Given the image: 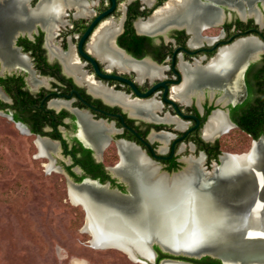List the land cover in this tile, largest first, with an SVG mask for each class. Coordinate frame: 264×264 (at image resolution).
Masks as SVG:
<instances>
[{
  "label": "flooded vegetation",
  "instance_id": "af4514ba",
  "mask_svg": "<svg viewBox=\"0 0 264 264\" xmlns=\"http://www.w3.org/2000/svg\"><path fill=\"white\" fill-rule=\"evenodd\" d=\"M0 9V114L103 213L74 186L126 199L137 186L144 203L146 182L129 165L139 158L154 181L210 175L230 153L221 135L264 137L253 113L264 104V0H0ZM89 29L85 53L132 85L81 52ZM218 117L224 126L208 133ZM151 248L153 259L136 257L220 264Z\"/></svg>",
  "mask_w": 264,
  "mask_h": 264
},
{
  "label": "rangeland",
  "instance_id": "374dc122",
  "mask_svg": "<svg viewBox=\"0 0 264 264\" xmlns=\"http://www.w3.org/2000/svg\"><path fill=\"white\" fill-rule=\"evenodd\" d=\"M252 145L236 128L221 135L226 152ZM49 164L33 136L0 114V264H151L116 246H95L84 205L73 200L65 173Z\"/></svg>",
  "mask_w": 264,
  "mask_h": 264
},
{
  "label": "water",
  "instance_id": "95a60500",
  "mask_svg": "<svg viewBox=\"0 0 264 264\" xmlns=\"http://www.w3.org/2000/svg\"><path fill=\"white\" fill-rule=\"evenodd\" d=\"M5 11L0 9V14ZM1 19L0 17V21ZM90 29L80 42L81 52L93 61L102 76L121 79L132 85L130 80L122 76L101 73L96 60L85 53L83 41ZM225 157H232L237 163L227 171L222 170ZM219 162L210 174L215 182L210 186L190 184L188 187L193 188V198H189L185 207H181L178 213L163 219L158 215L147 217L142 213L135 214L143 204L137 186L131 189L132 194L128 199L122 197L118 191L100 188L91 194L84 191H90L88 186L74 188L84 192L89 201L105 206L108 213L122 214L126 219L134 220L149 229L146 234L147 245L153 258L155 254L151 247L152 244L158 243L165 251L174 255H210L224 264H264V137L254 140L249 151L225 153ZM181 176L183 174L159 178H165L172 184L174 180L182 178ZM182 226L188 230L194 228L195 235L199 234V240L197 237L194 240L199 242L189 249L181 242L176 246L175 238L165 237L167 228L179 229Z\"/></svg>",
  "mask_w": 264,
  "mask_h": 264
},
{
  "label": "bare ground",
  "instance_id": "6f19581e",
  "mask_svg": "<svg viewBox=\"0 0 264 264\" xmlns=\"http://www.w3.org/2000/svg\"><path fill=\"white\" fill-rule=\"evenodd\" d=\"M247 45L256 46V42L250 39L247 41ZM236 46L241 47L242 43H239ZM223 123L224 119L222 117L214 118V122L212 123L213 125H209L207 127V132L213 133L214 131H218L221 126H224ZM235 161L236 160L232 159V157H225L222 170L227 171L231 169L235 164H237ZM140 163H142L141 158L135 161V163H131L129 165L134 167V170H138L140 174L142 173V177L140 176V178H143L146 182L144 186H142L146 189L145 201L138 209L141 210V213L147 217L149 215H158L161 219H163V217H167L170 214L174 215L178 213L181 207H185L184 205L187 204V200L189 198H193V188L188 187L190 184L194 183L196 185L200 184L202 186H210L215 182L212 181L211 175H207L203 172H200L199 176L196 175V177L176 179L172 184L167 182L165 179L154 181L151 179L152 176L150 175V171L148 169H143V167L140 168L138 166ZM48 167H50V164ZM71 194L75 202L81 201L87 208V221L84 229L85 231L91 232L93 237L92 243L95 246H116L126 250L135 259L137 258L135 257V252L153 259V255L147 245L148 238L146 237V234L149 233V229L134 220L126 219L122 216V214L103 213L99 208H93L86 203V200H84L85 198L81 200L77 199V196L72 189ZM160 226L162 227V225ZM194 231V228L188 230L184 229V226L179 229L170 227L166 229L165 237L175 238L176 246L180 245L179 242H181L189 249L194 246L195 243L199 242V234L195 235ZM195 237L198 239L196 242L194 241L196 239ZM74 262L75 264H84L79 259H76ZM165 264L177 263L170 262Z\"/></svg>",
  "mask_w": 264,
  "mask_h": 264
},
{
  "label": "trees",
  "instance_id": "16d2710c",
  "mask_svg": "<svg viewBox=\"0 0 264 264\" xmlns=\"http://www.w3.org/2000/svg\"><path fill=\"white\" fill-rule=\"evenodd\" d=\"M256 110H257L256 108L253 109V113L255 112L254 114H255L256 117H259V118L260 117L262 118V116L264 117V104L261 106V108L258 109V113H256ZM259 133H260V131H257L255 133V137H258ZM204 259H211V260H213L215 262H218L220 264H223L220 259L212 258L211 256H205Z\"/></svg>",
  "mask_w": 264,
  "mask_h": 264
}]
</instances>
